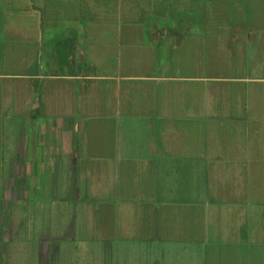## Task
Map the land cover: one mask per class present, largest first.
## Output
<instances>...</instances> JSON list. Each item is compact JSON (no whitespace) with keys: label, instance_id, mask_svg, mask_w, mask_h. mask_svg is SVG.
I'll return each mask as SVG.
<instances>
[{"label":"crops","instance_id":"1","mask_svg":"<svg viewBox=\"0 0 264 264\" xmlns=\"http://www.w3.org/2000/svg\"><path fill=\"white\" fill-rule=\"evenodd\" d=\"M207 2L0 0L6 191L82 189L83 264H264V0Z\"/></svg>","mask_w":264,"mask_h":264},{"label":"rangeland","instance_id":"2","mask_svg":"<svg viewBox=\"0 0 264 264\" xmlns=\"http://www.w3.org/2000/svg\"><path fill=\"white\" fill-rule=\"evenodd\" d=\"M13 130L17 134L19 127L14 126ZM11 169L7 165L0 168V236L7 226L11 229L13 239L11 245L8 243V255H10L8 258L12 260L10 264H37L36 257L40 252L42 237H46L48 241L51 240V245L54 243L61 245L62 253L57 258L60 262L70 261V264H83L81 263L83 249L80 248L81 246L79 249L72 247L73 242L70 239L74 236L73 234L77 235V244L83 239L80 213L84 208L82 199L85 196L84 191L81 189V192L74 196L71 190H65L62 179L57 180L53 175L49 177L47 171L46 173L43 171L42 176H38L35 174L36 168H30L32 174L29 176V192L27 193L30 195L28 200L23 199L22 201V193L19 190L13 193L6 191V185L10 180L8 174ZM6 194H17L18 198L5 201ZM23 215H28L29 219H25L22 224L21 216ZM33 216L35 218L31 220L34 224L37 223L36 228L39 227L37 231L36 229L30 230V218ZM76 219H78V229L74 233L71 228L69 229L68 223L72 221L73 224ZM57 238L64 240L57 241Z\"/></svg>","mask_w":264,"mask_h":264},{"label":"trees","instance_id":"3","mask_svg":"<svg viewBox=\"0 0 264 264\" xmlns=\"http://www.w3.org/2000/svg\"><path fill=\"white\" fill-rule=\"evenodd\" d=\"M207 1H212V0H206V8H205V11H206V13H208L209 11H210V9H213V3L212 4H209ZM215 3H216V1H214ZM225 3H227L226 1H224L223 3H222V8L223 9H225V8H227V4H225ZM174 23V29H173V32H178L177 31V29L176 28H182L183 27V25L182 24H184L185 23V21H183V22H180V21H178V22H173ZM187 23L190 25V24H193V22L192 21H187Z\"/></svg>","mask_w":264,"mask_h":264}]
</instances>
